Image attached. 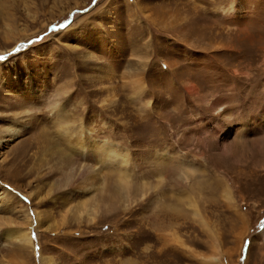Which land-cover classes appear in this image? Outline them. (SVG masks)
I'll return each mask as SVG.
<instances>
[{
  "label": "rangeland",
  "instance_id": "rangeland-1",
  "mask_svg": "<svg viewBox=\"0 0 264 264\" xmlns=\"http://www.w3.org/2000/svg\"><path fill=\"white\" fill-rule=\"evenodd\" d=\"M70 80L94 122L71 142L51 107ZM259 113L264 0H0V264H264ZM91 137L124 163L78 155Z\"/></svg>",
  "mask_w": 264,
  "mask_h": 264
},
{
  "label": "bare ground",
  "instance_id": "bare-ground-1",
  "mask_svg": "<svg viewBox=\"0 0 264 264\" xmlns=\"http://www.w3.org/2000/svg\"><path fill=\"white\" fill-rule=\"evenodd\" d=\"M221 9L223 11H225V12H229V11L230 12H234V11H236L234 4H231L229 6V8H227V9H225V8H221ZM82 62L87 63L86 61H83V60H82ZM104 73H105V71H104ZM130 81L132 83L133 97L137 98V99L140 98L144 94V92L147 90V85L145 84V82L140 77H137V76H134ZM71 82H72V80H70L67 83L63 84L58 89V97H56L55 99H53L51 101L52 109L55 110V111L56 110L58 111L59 117L62 120H64V123H65V124L60 123V122H58V124L55 123V126H57L58 136H60V137H62L64 139H67L70 142H71V137H73V131L70 129L71 128L70 125L73 124L75 126L76 124H78L79 130L81 131L82 134L84 132L85 133L86 132L87 133H91L94 130V128H93L94 127L93 119H92V121H85L83 119L81 113L76 112L75 109L73 110V109L67 108L66 104L61 101L62 94H66L67 91L69 90V89L67 90V88H68L67 84H69ZM186 87H187L189 93L192 96H194V97L197 96L198 91L196 90V87L193 84L187 83ZM34 89L36 90L37 88L34 87ZM112 98H113V96H110V94L107 95V97H105L103 99L101 107H103L104 109L107 108L113 102ZM78 103L83 105L84 101L81 100ZM149 103L150 102H148V104ZM219 115H220V113H219ZM263 118H264V115L259 113V114H257L256 116L253 117V121H252L251 124H253L255 128L260 127L261 126V124H260L261 121L264 120ZM105 124L107 125V123H105ZM11 125L8 126L7 128H5L3 130V132H9L10 135H14V133L16 132V128L13 127V124H11ZM214 129H216L217 134H220V133H222L224 131V129H221V126H220V124L218 122H216V124H214ZM92 137H91V139H88V140L79 139V140L76 141L77 145L74 146V149H75L76 153L78 152V155L86 156V157H92V158H97L98 161H101V162H103L105 164H110V163H112L115 160H119V161L121 160V162L124 163L126 158L123 156L122 153L118 152V150L116 149L117 146H115L113 143L107 142V141L98 142L96 139H94ZM73 158L75 160V157H73ZM74 160H72V161H74ZM72 161H71V163H72ZM88 170H91L90 172H92L93 170H95V168H92L91 166L87 168L85 165H83L81 167L79 173L77 174V177H76L75 180H77V178L81 177L80 175L82 173L88 172ZM97 174L101 175V174H103V171L101 170V172H98ZM119 175H120V179H121L123 184H121V186H118V187H119L120 191L122 193H124L125 190L129 188L128 184H127V180H126V174H119ZM67 176H68V179L65 181L66 183L68 181H71V178H74V175L73 176L70 175L71 178H70L69 175H67ZM102 181L104 182V177H103ZM102 185H103V183H102ZM89 188H91V187L89 186ZM126 194L127 193L125 192L124 195H126ZM13 196L14 195L11 192H9V191L6 192V197L12 199ZM90 209L89 210L87 209L89 211V213H90ZM91 212H92V210H91ZM93 214H95V213L92 212V216H94ZM37 217H38L39 224H41L42 223V219L40 218L41 214L37 213ZM49 227H51V224H49ZM4 235L6 237L10 238V239H14V240L19 241V243H21L23 245H32V243H33L29 233L24 231V230H21L20 228H17V229L14 228V229L8 230V231H6L4 233ZM43 259L45 260V258H43Z\"/></svg>",
  "mask_w": 264,
  "mask_h": 264
},
{
  "label": "snow or ice",
  "instance_id": "snow-or-ice-1",
  "mask_svg": "<svg viewBox=\"0 0 264 264\" xmlns=\"http://www.w3.org/2000/svg\"><path fill=\"white\" fill-rule=\"evenodd\" d=\"M246 246H247V242H246Z\"/></svg>",
  "mask_w": 264,
  "mask_h": 264
}]
</instances>
